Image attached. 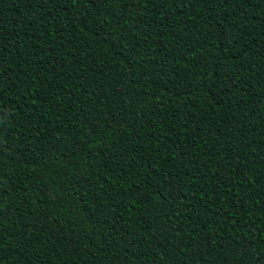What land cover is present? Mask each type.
<instances>
[{
	"label": "trees",
	"instance_id": "obj_1",
	"mask_svg": "<svg viewBox=\"0 0 264 264\" xmlns=\"http://www.w3.org/2000/svg\"><path fill=\"white\" fill-rule=\"evenodd\" d=\"M0 264H264V0H0Z\"/></svg>",
	"mask_w": 264,
	"mask_h": 264
}]
</instances>
